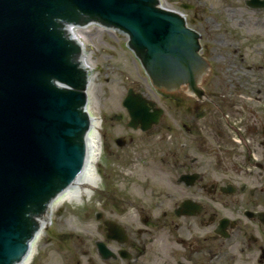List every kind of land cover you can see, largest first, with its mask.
<instances>
[{"label": "flooded vegetation", "instance_id": "obj_1", "mask_svg": "<svg viewBox=\"0 0 264 264\" xmlns=\"http://www.w3.org/2000/svg\"><path fill=\"white\" fill-rule=\"evenodd\" d=\"M224 1L208 16L185 3L201 61L194 84L185 70L169 89V112L149 130L129 115L100 124L96 169L113 184L85 207L98 234L89 264H264V5L241 0L238 16ZM139 163L143 184L131 193Z\"/></svg>", "mask_w": 264, "mask_h": 264}, {"label": "water", "instance_id": "obj_2", "mask_svg": "<svg viewBox=\"0 0 264 264\" xmlns=\"http://www.w3.org/2000/svg\"><path fill=\"white\" fill-rule=\"evenodd\" d=\"M89 20L126 31L148 74L166 87L196 60L197 33L158 0H0V264L28 254L35 217L83 166L87 77L62 22ZM152 104L129 89L130 124L156 122L161 108Z\"/></svg>", "mask_w": 264, "mask_h": 264}, {"label": "rangeland", "instance_id": "obj_3", "mask_svg": "<svg viewBox=\"0 0 264 264\" xmlns=\"http://www.w3.org/2000/svg\"><path fill=\"white\" fill-rule=\"evenodd\" d=\"M170 4L169 8L178 9L184 13L191 14L193 8H183L181 3H191L198 12L208 16L220 0H159ZM163 7H168L163 5ZM225 8L229 15L245 14L247 7L241 0H225ZM210 17V16H209ZM84 37L86 48L92 59V73L95 76L89 92V104L95 109V113L101 119H105L104 128H108L112 117H126V109L121 101L126 89L133 87L135 90L142 85L144 95L149 96L165 111H170L167 93L157 92L150 78L144 73V69L135 53L127 45V36L122 32L103 31L90 26L89 30L80 31ZM114 132H116V120L113 121ZM115 135L114 133L112 136ZM102 158L105 159L104 153ZM142 164L132 165L129 171L128 181L131 193H139L142 181ZM122 170L120 166L119 184L122 185ZM98 174V172L96 173ZM127 176V174H125ZM134 177V180H131ZM96 186L90 188V194L80 200L64 201L58 204L50 212L46 219V226L42 237L37 241L36 252L29 264H89L95 262V254L89 249V241L98 236L95 233V223L85 219L87 205L91 208L98 206V200L110 191L113 183L98 174ZM68 218V222L64 219ZM74 228V229H73ZM91 258V260H89Z\"/></svg>", "mask_w": 264, "mask_h": 264}, {"label": "bare ground", "instance_id": "obj_4", "mask_svg": "<svg viewBox=\"0 0 264 264\" xmlns=\"http://www.w3.org/2000/svg\"><path fill=\"white\" fill-rule=\"evenodd\" d=\"M77 26L78 25H71V29L69 30L67 28L66 33L69 34L72 38H74L75 36L73 35V33L78 29V27L81 28V31H83L82 28H84L85 26L87 27V22H82L78 27ZM79 52L80 57H77L76 59L78 62V66H81L86 72V77L88 78V92H90L92 82L95 79V76L92 74L91 71L93 66L91 56L84 49H81ZM85 109L89 114L90 126L86 130L87 132L85 134L86 155L83 161V166L81 170L77 173L78 176L74 177V179L65 186L66 191L53 196L52 200L49 202L46 210L41 214V216L35 217L37 227L33 231V235L29 240V246L27 249L28 254L24 255L23 258L16 261L14 264H29L33 260L36 252L37 241L42 237L44 233L43 230L47 222L46 219L55 206L64 203V201L66 200L72 201L75 198L79 199L83 194L89 195L90 188H94L96 186V180L98 175L95 173V168L97 165L96 162L98 161V157L100 155V120L97 114L95 113V109L92 107V105L89 104V101L85 106ZM64 220L66 222L69 221L67 217H65Z\"/></svg>", "mask_w": 264, "mask_h": 264}]
</instances>
